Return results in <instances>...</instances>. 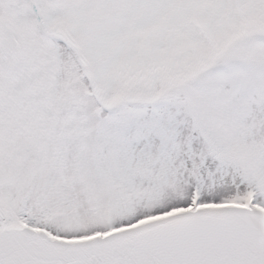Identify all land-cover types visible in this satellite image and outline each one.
<instances>
[{
  "label": "snow or ice",
  "instance_id": "obj_1",
  "mask_svg": "<svg viewBox=\"0 0 264 264\" xmlns=\"http://www.w3.org/2000/svg\"><path fill=\"white\" fill-rule=\"evenodd\" d=\"M0 264H264V0H0Z\"/></svg>",
  "mask_w": 264,
  "mask_h": 264
}]
</instances>
